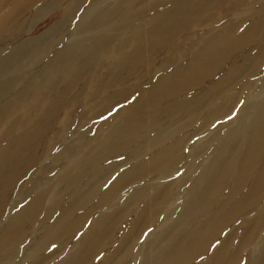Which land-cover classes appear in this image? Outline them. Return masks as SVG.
I'll return each mask as SVG.
<instances>
[{
    "label": "rangeland",
    "instance_id": "obj_1",
    "mask_svg": "<svg viewBox=\"0 0 264 264\" xmlns=\"http://www.w3.org/2000/svg\"><path fill=\"white\" fill-rule=\"evenodd\" d=\"M123 1L127 2L125 6L120 5ZM53 5L40 16L36 13L39 6L30 10V14L19 18L10 30L4 31L3 34L7 31L5 37L0 38V49L12 54L0 75V86L4 85L0 109L8 105L0 117V142L6 138L11 125L20 133L27 132L46 112L47 122L51 124L41 142L42 154L50 156L42 155L40 162L46 159L43 167L17 191L25 194L34 190L32 199L41 194L46 197L35 226L46 220L50 204L54 219L50 217L37 236L26 233L24 239L28 243L21 246L10 264H61L70 254H75L78 249L66 252L63 260L61 257L53 260L59 249L57 243L61 242L54 238L47 239L46 245L42 242L55 218L64 217L71 223L79 217H88L115 181L127 178L124 175L132 176L131 171L143 172L139 176L145 180L125 189L129 192L124 198L110 206H114L110 214L122 210L129 214L128 220L122 221L127 228L117 234L114 247L99 255L98 264H140L142 259L134 251H120L122 236L138 229L134 245L135 250L143 245L142 254L175 244L183 235L182 230H177L173 242L164 241L165 237L150 239L153 228L149 223L174 209L179 216L182 204L191 198L188 189L200 173V165L209 163L217 155L224 135L236 122H244L248 133L252 130L256 116L250 113L251 104L245 102L243 84L247 82L248 91L256 92L263 80L264 0H54ZM247 31L251 35L244 40L242 36ZM209 43L211 55L204 62ZM213 55L214 62L206 63L212 61ZM196 64L201 76H193L191 83L187 79L181 81L174 90L166 87L165 90L176 95L168 99L160 96L166 99L161 103L153 101L150 91L159 77L171 76L176 71L187 75ZM201 67H217L219 73L209 75L206 82L208 72L203 73ZM220 84L223 94L215 96ZM47 85L52 86L47 95L52 106L48 110L42 106L27 110L25 98L28 101L36 98L34 103L40 104L44 101L43 93H48L43 92ZM39 87L42 91L34 97ZM119 128L124 133L112 145L118 147V155L114 156L105 151L110 144L106 139ZM202 129L205 130L200 132ZM17 134L11 132V136ZM165 140L162 150L157 145ZM171 147L180 155L179 172L157 181L159 171L172 165L171 159L166 162L160 159L163 151ZM16 150L6 157L13 156ZM77 158L83 166L98 161V176L89 174L86 178L88 172H85L78 175L81 179L77 184L71 183ZM36 159L33 155V163ZM32 164L16 162L10 170L19 179ZM66 176L69 177L65 183L56 186L57 178ZM177 186L178 193H173ZM235 189L233 182L223 186L217 195L220 200L210 203L215 202L217 208ZM137 192L139 198L135 196ZM171 192L179 201L172 208H164L170 202ZM245 194L246 188L233 201H240ZM155 198L157 202L153 204ZM6 200L9 206L15 203L14 198ZM145 206L149 208L142 222ZM194 208L190 206L184 213L192 215ZM196 217L200 215L188 218L195 220ZM87 222V227L94 226L93 217ZM15 233L12 237L18 234ZM239 240L235 239L232 252ZM249 252L248 249L243 252V263Z\"/></svg>",
    "mask_w": 264,
    "mask_h": 264
},
{
    "label": "bare ground",
    "instance_id": "obj_2",
    "mask_svg": "<svg viewBox=\"0 0 264 264\" xmlns=\"http://www.w3.org/2000/svg\"><path fill=\"white\" fill-rule=\"evenodd\" d=\"M48 1L49 0H0V38L7 33L6 31L5 34H3L6 29L16 24L23 15L26 16L30 14V10L35 7L39 6L36 8L38 9L36 13L39 16L49 12L54 6V0L47 3ZM125 4H127V2L123 1L120 5L125 6ZM10 28L8 30H10ZM249 35H251V33L247 31L242 36V39L245 40V36ZM204 51L203 49L200 55H203ZM209 51H211V44L208 45L207 51L203 56L204 62L206 58L209 59L208 56L211 55ZM11 56L12 54H7L4 49H0V75L4 72L6 64L11 61ZM213 59H215L214 55L212 61H207L206 63L210 62L209 64H211L214 62ZM204 68L205 67H201L202 72L205 74L208 72V77L205 80L206 82L208 81L209 75L212 76L213 73H219L217 67ZM191 69L192 70L184 76L182 72L176 71L171 76L159 77L155 88L150 91L152 92L153 101L161 103L173 96V94L176 95V93L168 89L165 90L166 87L169 86L171 90H174L173 88H175V86L181 85V81L186 82L187 79L188 83H191V78L193 76L196 74L201 76L198 64ZM248 85L247 82L243 84V91H245V102L251 104L249 108L253 110L250 113H255L256 116L252 130L248 133L246 126L243 125V120V123L239 121L236 122L234 128L224 135L225 139L217 155L210 160L209 163L207 162L208 165L206 162L200 165L202 167L201 170L199 169L200 173L196 179L193 180L188 189L187 194H189L191 198L188 203H183L181 206L182 214H178L179 216L177 217L175 213L176 210L174 209L170 211L167 216L166 214L163 216L160 214V217L162 216L161 220L159 217L156 222H154L155 220L150 223L148 222L151 224L149 227L153 228V235L150 239H164L165 237L166 239H164V241L167 242L170 240L173 242V237L177 233V230H182L181 233L183 235L178 238L175 244L170 243L158 248L155 252L149 251L142 254L141 249L143 245L137 248V250H135L134 245V242L137 241L135 238L139 230L133 229L129 232L130 234L128 236H122L124 242L120 251H125L124 253H132L134 251V255L142 259L140 264H242L243 252L248 249L250 251L248 253V259H244L243 264H264V75L256 92H249ZM218 87L220 88L216 91L215 96L223 94L221 91L222 85L220 84ZM3 88L4 85H1L0 93H3ZM51 88L52 86L48 85L45 87L43 92L48 93H43L42 98L44 101L40 104L34 103L36 98L30 101L25 98V108L27 110H32L35 109V107L42 106L48 110L53 104L52 100L47 98ZM235 89H237V86ZM41 91L42 89L39 87L34 97L40 95L39 93ZM20 96L24 98V95ZM152 96H150V101H152ZM160 96H164L166 99L160 98ZM7 106L8 105L1 107L0 117L3 116ZM47 114L48 112L44 113V115L39 118L40 120L36 122V125L31 127V130L27 132L20 133L18 128L16 129L15 126L11 125V129L7 130L8 134L6 138L0 142V156H2L0 160V225L3 226V230H0V264L7 262L10 264L13 262L21 246L28 243V241L24 239L26 233L30 234L32 237L35 235L37 236L40 232V228L42 230L44 225L50 220V217H54L52 215V208H50L52 205L50 204L46 212V220H43V223L40 222L38 226H35L38 211L46 197L44 194H41L36 195L32 199L31 192L34 190L25 194L19 191L23 184L34 178L33 174L36 171H40L41 167H43V163L46 162L45 157L47 158L48 154H44L45 152L42 154L41 142L51 125L47 122ZM224 119L225 118L222 117L220 120L223 121ZM204 130L205 129H202L200 132ZM11 132L19 134L11 136ZM123 133L124 129L119 128L107 137L106 141L110 142L111 145L109 144V147L105 148L106 152L114 156L118 155V151L116 150L118 147H113L112 145L123 138ZM247 140L249 141L247 142ZM166 142L167 140L161 141L157 146L161 145V149L163 150ZM14 150H16V153L13 156L6 157V155H9ZM33 155L37 158L34 163ZM42 155L45 156V160L40 162ZM179 156L178 151L174 147L167 148L163 151L160 159L165 162L171 159L173 162L168 169L164 168L159 171V174L156 176L157 181L174 176L179 172ZM16 162H28L29 165L33 163L25 174L20 177L21 179H17V176L10 170L11 166ZM77 162L78 158L74 163L73 172H75V176L74 179L72 178L73 180L71 183L75 182L77 184V181L81 179L78 175H82L85 172L88 173H86L84 177L89 176V174L94 177L98 176V161H91V163H88L89 166L88 164L83 166L82 162ZM66 165L70 166V163ZM31 170L33 171L31 172ZM61 171H59V174ZM134 172L135 171H131L132 176L124 175L130 179L128 182L127 178H118L113 186L105 193L104 199L92 210L88 217H79L71 223L64 217L55 218L56 221L49 228L48 236L42 241L45 245L48 244L47 239L53 240L54 238L57 239V242H61L57 243L59 249L54 253L53 260L58 257H61V260H63L66 252L70 250L72 252L74 249H78L75 254H70L61 264H98L99 255H101L104 250L114 247L116 244L115 239L118 236L117 234H120L123 229L127 228L126 223L122 225V221L129 218V214L125 213V210L110 214L109 211L114 209V206L111 208L110 206L119 198H124L129 192L124 191L125 189L138 186L144 182L145 177H142L143 172ZM17 173L19 174L20 172ZM113 174L109 178L114 176ZM140 174L142 176H139ZM68 177L69 176L57 178L56 186L65 183V179ZM24 178H26V180H24ZM231 182L235 184V192L230 193L226 197L225 202L216 208L217 204H215V199H219L217 195L223 186ZM75 183L73 184L75 185ZM78 184H80V181ZM123 185L125 186L122 187ZM175 186L176 184H174L172 188ZM120 187L122 189H119ZM17 188L19 189L18 191ZM245 188L246 194L242 199L240 201H233ZM9 189H11V191L7 196V191ZM178 189L179 186H177L173 193H178ZM135 196L139 198L140 193L137 192ZM8 198H14V205H8L6 200ZM169 200L170 202H167L164 208H172V205L178 202L179 198L171 192V198H169ZM212 201H215L213 202L214 204L210 203ZM156 202L157 199L155 198L153 204ZM152 205L150 207H152ZM190 206H194L195 208L191 213L192 215L189 214L187 216L184 212ZM148 208V206H145L143 209L142 222L146 220ZM196 215H200V217H196L195 220L188 218L195 217ZM10 216L12 218L9 219ZM91 217H93L94 226L89 228V226L87 227V221ZM124 217L126 218L124 219ZM173 218L174 220H172ZM193 223H195V225ZM13 233L16 234L15 237H12ZM239 234H241V236H239ZM62 235L64 238H60ZM236 238L240 239L239 244L234 252H232ZM242 238L244 239L242 240ZM62 239L65 241H61ZM217 240H219L220 243L217 247L213 248L212 245L216 244ZM243 249L244 251H242ZM163 252H165L164 257L160 259Z\"/></svg>",
    "mask_w": 264,
    "mask_h": 264
},
{
    "label": "snow or ice",
    "instance_id": "obj_3",
    "mask_svg": "<svg viewBox=\"0 0 264 264\" xmlns=\"http://www.w3.org/2000/svg\"><path fill=\"white\" fill-rule=\"evenodd\" d=\"M219 243H220V241L217 240L216 244H213L212 247H213V248L217 247V245H219ZM55 247H56V245L53 244V245H52V248L54 249ZM49 250L51 251V249H49ZM242 264H243V262H242Z\"/></svg>",
    "mask_w": 264,
    "mask_h": 264
}]
</instances>
